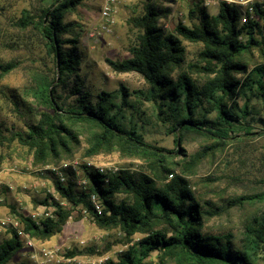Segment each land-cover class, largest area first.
I'll return each instance as SVG.
<instances>
[{
  "label": "trees",
  "instance_id": "1",
  "mask_svg": "<svg viewBox=\"0 0 264 264\" xmlns=\"http://www.w3.org/2000/svg\"><path fill=\"white\" fill-rule=\"evenodd\" d=\"M84 1L54 0L40 8L36 22L29 12L22 14L30 17L44 39L54 68L51 78L40 77L35 84L33 98L44 108L39 118L27 123L25 131L13 132L9 139L31 151L34 166L55 165L70 158L82 135L87 143L86 156L117 151L123 157L146 163L145 170L100 171L83 165L87 185L82 190H76L70 178L65 183L56 179L58 199L48 195L34 200V206L51 207V217L37 222L13 205H8L10 212L19 217L24 232L37 240H47L61 231L70 216L63 201L82 203L98 227L119 228L125 241L134 233L143 234L116 262L106 260L102 264H151L145 260L151 251L158 252L159 264H255V253L264 244V211L246 225L245 245L235 248L229 239L223 242L203 232L205 214L216 212L211 208L203 210L184 175L215 149L223 150L236 125L244 123L247 104L239 106L236 97L245 87L264 105V1L252 3V14L246 12L243 23L242 12L235 4L221 1L217 13L209 15L194 3L189 14L196 22L190 26L178 22L173 32H165L158 25L165 12L155 6L154 0H145L143 14L130 19L137 30L136 40L129 47L130 56L121 60L105 58L113 71H134L143 77L147 89L137 92L155 106L157 118L175 132L178 145L173 150L147 142L122 125L118 114L111 112L115 104L109 101L108 92L98 91L95 102L90 100L89 92H82L83 81L77 72L79 58L73 53L78 34L72 39L62 36L70 27L64 22L65 15ZM181 39L202 46L196 61L185 67ZM63 44H71L72 48H64ZM0 69L3 74L9 70L3 66ZM193 72L203 74L201 84L191 77ZM71 75L78 81L71 92L78 96L74 103L65 105L57 87ZM123 101L127 103L124 98ZM250 130L246 128L244 134H250ZM188 133L216 138L215 146L188 155L179 147ZM259 133L264 131L260 129ZM0 136L7 140L1 131ZM176 169L181 174H175ZM118 193L126 198L116 200ZM91 195L101 207L100 214L94 210ZM244 200H264V190L239 197L233 203ZM7 232L9 236L0 240V264H8L24 245L15 230ZM76 252L70 250L67 255L71 257Z\"/></svg>",
  "mask_w": 264,
  "mask_h": 264
},
{
  "label": "rangeland",
  "instance_id": "2",
  "mask_svg": "<svg viewBox=\"0 0 264 264\" xmlns=\"http://www.w3.org/2000/svg\"><path fill=\"white\" fill-rule=\"evenodd\" d=\"M54 0H0V66L8 68L6 73L0 69V180L3 183L0 204V216L10 212L8 205L17 211L26 212V208L35 209L34 200H42L51 195L58 199L54 182L63 176L76 184V190H82L86 179L83 165L90 162L93 168L104 171L128 169L133 172L145 170L146 163L139 159L123 157L117 151L99 153L91 157L84 154L87 148L85 138L80 135V143L70 158L63 159L55 165L34 166L31 151L16 140H10L13 132L26 130V124L36 122L44 108L33 98L36 82L40 77L53 76V56L46 48L35 24L30 17H22L24 11L37 20L42 6H48ZM245 8V0H221ZM204 4L201 0H154L157 8L165 14L160 15L158 25L165 32H173L175 25L181 22L190 26L196 22L190 9L198 3L209 15H215L219 3ZM145 0H114L111 16L113 23L110 32L96 34L99 25L104 21L101 8L105 0H86L77 8L65 15L64 22L70 24L64 39L77 36L76 51L79 58L78 74L82 83V92L90 93V100L95 102L97 92L104 90L110 94L109 101L114 102L111 112L117 113L122 125L133 129L144 140L168 149H175V132L161 122L156 116V108L146 101L137 90H146L143 77L134 71L115 72L105 58L121 60L130 56L129 47L136 40L137 30L130 22L144 12ZM242 16L240 15V21ZM243 23V22H242ZM95 35H92L94 34ZM185 52L184 67L196 61L201 49L200 43H190L181 39ZM64 48H72L71 44H63ZM258 59V58H257ZM176 73H173V77ZM237 76H240L237 75ZM191 77L201 84L204 76L200 72L191 73ZM242 78V77H241ZM78 83L74 76H68L63 85L57 87L60 101L65 105L75 102L77 94L71 92ZM124 90L127 95L123 96ZM123 98L127 101L124 103ZM239 106L247 104V114L241 124H237L233 136L223 150L215 149L195 166L184 178L190 185L203 210L211 208L216 213L205 214L203 232L216 236L225 242L230 240L235 248H242L245 239L246 225L253 217L264 211V200H244L241 204L233 201L239 197L260 193L264 190V105L248 87L236 97ZM213 116V114L211 115ZM251 128L245 135V129ZM216 138H207L196 134H186L179 146L192 155L196 152L215 146ZM175 174H181L179 169ZM171 178V175L168 176ZM86 181V180H85ZM9 184L12 186L9 189ZM126 198L125 194H116V200ZM63 206L70 211L61 231L47 240L33 239V246H22L8 264H51L40 256L43 249L55 252L57 258H74L83 264H102L106 260L116 262L126 249L136 244L143 236L134 233L128 241L119 228H100L93 221L91 214L80 203L73 205L63 201ZM7 230L0 231V240L7 238ZM111 246L100 252L105 246ZM70 250H77L68 257ZM255 264H264V244L255 253ZM151 264H159L158 252L151 251L145 259ZM172 264V263H167Z\"/></svg>",
  "mask_w": 264,
  "mask_h": 264
},
{
  "label": "built area",
  "instance_id": "3",
  "mask_svg": "<svg viewBox=\"0 0 264 264\" xmlns=\"http://www.w3.org/2000/svg\"><path fill=\"white\" fill-rule=\"evenodd\" d=\"M204 4L209 5V4H215L218 1L221 0H201ZM255 1H264V0H245V8L243 11H241V20L242 22H246V12L248 14H252V3ZM114 0H105L104 5L101 8V17L103 18V22L99 25V30H97L95 33L101 34V33H106V32H110L111 30V25L113 23V18L111 16V12H112V4H113ZM251 16V15H250ZM92 34V35H95ZM87 165H90V162L87 163ZM100 171H103L102 168H98ZM59 177L60 179L63 181V176L61 173H59ZM83 184L86 183L85 180H83L82 182ZM12 186L9 184V189H11ZM3 190V183L0 180V204H3V197L1 195V192ZM91 200L93 202L94 205V210L97 214L101 213V207L100 205L97 203L96 199L94 198V195H91ZM52 208L48 207L44 204H39L36 206L35 209L32 208H26V212H21L23 213L25 216L30 217L31 219H33L34 221H39L40 219L44 218V217H51L52 216ZM20 212V211H19ZM13 229L16 231V233L18 234L19 238L23 241L24 246L30 248L33 246V239L30 238L28 236L27 233L24 232L23 229V224L21 222V220L19 219V217L16 214L13 213H8L7 215H1L0 216V231L1 230H10ZM40 256L41 258H43L46 261H52L51 264H59V263H65V264H83L80 260H75L74 258H65V259H59L57 258V256L55 255V252H52L50 250H45L43 249L42 251H40Z\"/></svg>",
  "mask_w": 264,
  "mask_h": 264
}]
</instances>
